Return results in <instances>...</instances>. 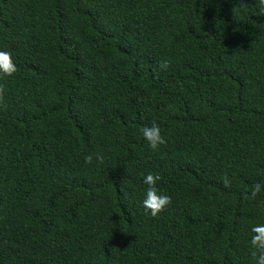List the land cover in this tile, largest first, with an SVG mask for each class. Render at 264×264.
<instances>
[{"label":"trees","instance_id":"16d2710c","mask_svg":"<svg viewBox=\"0 0 264 264\" xmlns=\"http://www.w3.org/2000/svg\"><path fill=\"white\" fill-rule=\"evenodd\" d=\"M0 51V264H254L259 0H0Z\"/></svg>","mask_w":264,"mask_h":264},{"label":"clouds","instance_id":"9594fccd","mask_svg":"<svg viewBox=\"0 0 264 264\" xmlns=\"http://www.w3.org/2000/svg\"><path fill=\"white\" fill-rule=\"evenodd\" d=\"M244 6L243 2H241L240 7L243 8ZM259 12L264 14V0H259ZM16 70V65L10 53L0 51V76H11ZM141 134L147 142L148 147L153 150L164 143L160 130L155 123L150 126H144L141 129ZM97 158L99 159V157ZM90 160L91 156H84L85 163H88ZM159 179L160 177L158 175L149 172L143 176L142 181L146 187L143 191L141 204L148 214L153 217L157 216V214L170 202V197L159 191L156 187V183ZM224 183L227 185L228 180L225 179ZM261 188V184H254L251 189V196H255L261 191ZM248 246L252 250L251 255L254 264H264V223H257L251 226Z\"/></svg>","mask_w":264,"mask_h":264}]
</instances>
